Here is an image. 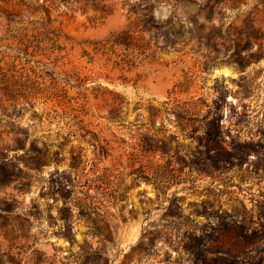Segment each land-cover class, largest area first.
I'll list each match as a JSON object with an SVG mask.
<instances>
[{
  "label": "rangeland",
  "instance_id": "rangeland-1",
  "mask_svg": "<svg viewBox=\"0 0 264 264\" xmlns=\"http://www.w3.org/2000/svg\"><path fill=\"white\" fill-rule=\"evenodd\" d=\"M263 252L264 0H0V264Z\"/></svg>",
  "mask_w": 264,
  "mask_h": 264
},
{
  "label": "trees",
  "instance_id": "trees-1",
  "mask_svg": "<svg viewBox=\"0 0 264 264\" xmlns=\"http://www.w3.org/2000/svg\"><path fill=\"white\" fill-rule=\"evenodd\" d=\"M217 156H218V155H217ZM218 159H221V158H220V157H218ZM263 253H264V252H263ZM199 255H200V254H199ZM262 257H263V256H261V257H260V260H259L257 263H254V264H264V263H262V262H261V259H263ZM197 258H199V259H200L201 257H200V256H198V254H197Z\"/></svg>",
  "mask_w": 264,
  "mask_h": 264
}]
</instances>
